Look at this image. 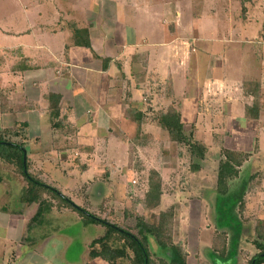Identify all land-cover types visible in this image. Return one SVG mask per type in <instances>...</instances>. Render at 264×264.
<instances>
[{
	"label": "crops",
	"instance_id": "0c3cea01",
	"mask_svg": "<svg viewBox=\"0 0 264 264\" xmlns=\"http://www.w3.org/2000/svg\"><path fill=\"white\" fill-rule=\"evenodd\" d=\"M257 106L259 116H249L247 109ZM171 108L208 151L201 168L190 170L198 196L168 204V174L179 184L186 174L182 147L160 124ZM246 135L250 144L226 146L228 139ZM1 138L23 144L30 173L57 184L80 206L120 209L126 187L138 177L132 191L143 188L164 218L150 223L143 215L146 223L163 226L166 210L176 206L185 234L173 238L185 247L187 264L247 260L249 253L235 251L216 256V228L205 225V231L203 223L238 221L239 235L221 228L232 230L239 244L244 237L264 238V0H0ZM214 149L217 157L222 149L244 154L239 174L252 171L239 199L244 219L236 208L227 214L219 209L230 192L221 197L215 188L219 165L212 173L207 164ZM75 160L85 165L82 170ZM2 168L0 264H130L93 258L91 244L106 229L92 235L99 225L57 198H46L50 208L35 220L40 204L23 197L28 182ZM127 173L130 180L121 176ZM79 186L83 203L70 191ZM134 199L136 207L145 204ZM246 220L248 227L241 224ZM150 248L164 251L153 238ZM251 252L250 261L260 250Z\"/></svg>",
	"mask_w": 264,
	"mask_h": 264
},
{
	"label": "trees",
	"instance_id": "16d2710c",
	"mask_svg": "<svg viewBox=\"0 0 264 264\" xmlns=\"http://www.w3.org/2000/svg\"><path fill=\"white\" fill-rule=\"evenodd\" d=\"M75 31L77 35H82V33H84L79 30ZM85 44V46L91 47V43L88 40ZM168 87L170 88L169 92H173V88L171 86ZM56 98L59 99L58 101L61 99L60 96ZM255 109L256 110L248 108L247 114L249 116L253 115L252 117L257 118L259 116V107L257 106ZM160 124L169 132L171 140L177 144L179 149H181L182 145L188 147L192 157V169H200L201 162H203L206 157L208 147L206 144L195 140L193 132L186 133L181 113L175 108L169 109L167 113H163L160 116ZM220 152L221 159L218 174V193L225 196L229 193L230 181L238 177V169L241 166V161L237 159V155L241 153L229 149H222ZM0 159L6 163L15 164L21 169L22 176L28 182V188L24 191L23 197L27 199L28 202H38L40 204L35 220L42 217L50 208V203L47 202L48 197L44 196L45 194H50L52 197L61 200L65 205L77 211L87 220L88 223L98 224L105 227V235L95 239L91 244L90 253L93 258L101 256L107 258V260L112 263H118L120 260L122 262L128 261L130 264H187V253L181 245L175 244L172 235H168L167 233V230L172 226L173 214L171 212L167 215V222H165L163 226L155 224L151 225L146 223L144 219L139 218V224L137 225L138 231L137 233H134L133 231L116 224L110 219L102 218L98 214L74 203V201H72L67 195H64L62 191L50 186L38 176L31 174L29 171L30 162L27 156V148L23 144L1 138ZM1 182L2 177H0V184ZM134 183H137V181ZM224 199L227 198L221 200L219 209L227 214L230 213V211H233L235 203ZM239 199L241 200L242 198L239 197ZM237 200L238 199H235V201ZM232 222L241 227L238 221L235 220ZM221 223L223 222L221 221ZM239 226L234 227L233 225H230L233 230H236L235 232L238 235L241 233V230L238 229ZM151 238L156 241L161 250H164V252H170V260L161 259V261L157 262L154 259L153 252L150 248ZM239 240L240 239H236L237 242H239ZM114 241H122L123 246L112 247ZM255 245L259 248L260 253L252 258L250 264H264V244L255 241Z\"/></svg>",
	"mask_w": 264,
	"mask_h": 264
},
{
	"label": "rangeland",
	"instance_id": "374dc122",
	"mask_svg": "<svg viewBox=\"0 0 264 264\" xmlns=\"http://www.w3.org/2000/svg\"><path fill=\"white\" fill-rule=\"evenodd\" d=\"M208 36H209V38H215V36L210 34V33H208ZM194 62H195L194 60L191 62V65H192L191 71L193 70V68L195 66ZM205 63L206 62H204L202 64L205 65ZM203 72H204V74L206 73L205 69L203 70ZM193 80H194L193 73H190L189 74V81H193ZM183 83L186 84L187 81L183 80ZM217 136L222 137L221 131L219 133H217ZM239 141L244 142V144L246 145V144L251 143V138L248 135H246V136H235L232 139H228L226 141V146L232 147L234 143H237ZM175 146H176V144H175ZM174 150L177 151L176 148ZM214 151H216V150L214 149L212 151V154L208 160L209 163H207L209 165L210 171L212 173H213V169L216 170V168L220 164V162L218 163V161H217L218 159H220V157L214 156V155H216ZM179 154L181 155L180 158H181V161L183 164L182 165L183 167H181V169H182V171H184L183 173H186V174L184 175L183 182L180 184L177 182L176 176L174 177V175L172 173L168 174L169 181H167V182H169L168 183L169 185L167 188L164 189L165 190V200L168 201V204L170 202H173V201L178 200L180 198L182 199L183 197L186 199H189V198H194V197L198 196V194L196 192L197 187L194 184H192V179H193L192 177L194 176V174H193V172H190V170L192 168V160L190 159V152H189L188 147L186 145H182V151H179ZM237 159L240 160L241 164H242L243 161L245 160V156L243 154H238ZM77 161L78 160H75L74 167L77 170H82L85 165L82 164L81 161H79V162H77ZM29 165H31V163ZM2 166H6V167L11 169V172H12V174H10L11 176H13V175H18V177L21 176V169L17 165L11 164V163H6V162H1V161H0V174H1V171L3 170V168L1 169ZM193 171L196 172L198 170H193ZM79 172L80 171H78V173ZM251 172H252L251 169H244L243 172H242V170H240V174H238V177H236L235 179H232L230 181V186H231L229 189L230 194L228 195L227 199L229 202L232 201L233 203H235L234 207L236 208L235 209L237 211L236 213L238 215L242 214V219H244L243 210H245V208H242V209L240 208L243 206H242V204H239V197L242 196L241 194H243L246 185L249 184ZM121 176L124 179L128 178L130 180V175L128 173L125 175H121ZM210 176L212 177V174H210ZM87 177H89L88 174L83 176L82 179H85ZM44 179H45V177H44ZM65 179H67V178H65ZM131 180H132V182L137 181V183L140 181V179H138V177H136L135 179L133 178ZM178 180H180V179H178ZM67 181H68V179H67ZM132 182H131V187H130V185L126 187V190H125V192L121 198V199H124L125 205L121 204L120 206H118V207H120V209L115 208V207L111 208V207L102 206V205H99L98 203H94V202H92L91 204H89V203H87L86 205L84 204L82 207L88 209L89 211H91L93 213L100 214L103 217H111L112 216L111 218L114 219L115 222L121 224L122 227L127 228V229H129L135 233H137V231H138L137 225L139 224V218L145 220V217L143 215H145V216L147 215L148 221L150 223H154L156 221L157 222L161 221L160 223H162L164 220L163 215L161 213H159V211H157V208H153L154 201L151 200L150 198H148V199L146 198V191L145 190L143 191V188L137 189V191L136 190L132 191ZM158 182H159V178L155 177L154 183H158ZM173 182L176 184H174ZM207 182L210 183V181H208V180H207ZM256 182H258V181H256ZM57 183H58V181H57ZM59 184H61L62 187L66 189L65 184H62V183H59ZM54 186H57V184H54L52 187H54ZM216 187H218V184H217V186H215V188ZM70 191H72L73 194L76 193V197L74 195H73V197L79 198V202H81V203L85 202V199H83V197H82V194L84 193V191L82 190V186L74 188L73 190H70ZM214 191H216V190L214 189ZM72 192L69 193V194H71V196H72ZM135 192L137 193V195L134 194ZM186 195H188V196H186ZM44 196L48 197V198H50V197L52 198V195H50V194L49 195L45 194ZM221 197H223V196L221 195ZM134 198L141 199V200L143 199V201L145 199V204H142L141 207H136L135 202H133ZM235 199H238V200L235 201ZM242 199H243V197H242ZM208 200L211 204L208 208L211 209V211H213L212 210L213 209L212 203H213L214 198H211V196L209 195ZM121 201L123 202V200H121ZM137 203H139V202H137ZM170 212L173 214L172 226L169 230H167V233H168V235H172V239L174 242L173 236L175 234L182 236L183 234H185V230H184V228H182L180 226V222H179L180 218L175 219V216H174L176 214V206L175 205L169 207L166 210V217H167V215L170 214ZM220 217H222V216H220ZM209 218L211 219L212 217H209ZM166 220L167 219L165 218V221ZM250 223L255 225V222H250ZM241 224L244 225V227L250 226L248 220L241 221ZM205 225H207L208 227L215 226V228H216L218 242H215V248L213 249L215 251L213 253H216L215 254L216 256L225 257L231 251L232 252L235 251L237 255L240 252L243 253L244 256H246L249 253L247 256L251 257L253 255V252H251L252 248L257 249V247L252 242L264 241L263 237H260V236H257L254 234L255 240L253 239V237H251V238H248L247 241H245V237H244L243 242L241 244L237 243V241L235 240V237L238 239H239V237L236 236V234H234V232L232 230L226 229V228H221L222 225L226 226V227H229L230 225H233L234 227L239 226L238 224H236L232 221H228L227 219L223 223L213 222V221L204 222L203 223V230L207 231L208 229H206ZM94 229L95 230H93L94 232L92 235L96 236L97 233H101V231L104 230L105 228L103 226L99 225L98 227L95 226ZM238 229L241 230V227L239 226ZM234 231H236V230L234 229ZM178 244L183 247L182 242H179ZM114 246L115 247H122L123 246L122 241L121 242L114 241V244L112 245V247H114ZM183 248H185V247H183ZM152 252H153L154 259L157 262L161 261V259L168 260L167 259V257H168L167 252H164V251L159 252V251L153 250V249H152ZM249 257L247 258V260H241V262L239 264H250ZM208 262H211L210 256L208 257ZM216 263L218 264V262H216Z\"/></svg>",
	"mask_w": 264,
	"mask_h": 264
}]
</instances>
